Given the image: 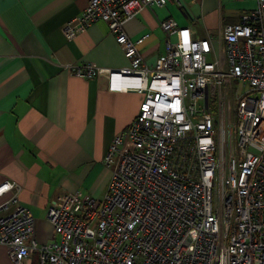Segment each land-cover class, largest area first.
<instances>
[{
    "label": "built area",
    "instance_id": "2783aa9c",
    "mask_svg": "<svg viewBox=\"0 0 264 264\" xmlns=\"http://www.w3.org/2000/svg\"><path fill=\"white\" fill-rule=\"evenodd\" d=\"M167 0H87L62 32L107 24L129 60L122 69L70 66L103 76L110 91H133L138 112L104 156L102 199L77 192L47 206L53 238L34 239L21 186L0 183V244L12 264H264V0L223 27L221 43L192 39L160 22L165 53L146 64L124 23ZM176 39H172V37Z\"/></svg>",
    "mask_w": 264,
    "mask_h": 264
},
{
    "label": "crops",
    "instance_id": "0c3cea01",
    "mask_svg": "<svg viewBox=\"0 0 264 264\" xmlns=\"http://www.w3.org/2000/svg\"><path fill=\"white\" fill-rule=\"evenodd\" d=\"M86 3L0 0V183L21 186L19 200L34 217L38 244L58 239L45 219L56 196L104 197L111 175L104 156L140 103L133 91L108 90L103 76L82 78L68 70L81 64L104 70L129 66L105 22L71 36L62 32ZM255 7L256 0H167L161 8L142 9L123 31L131 40L145 36L138 50L153 66L165 53L161 21L171 18L190 38H209L217 46L223 27ZM8 197L0 196V204ZM0 264H12L2 244ZM23 264H38L37 252Z\"/></svg>",
    "mask_w": 264,
    "mask_h": 264
},
{
    "label": "rangeland",
    "instance_id": "374dc122",
    "mask_svg": "<svg viewBox=\"0 0 264 264\" xmlns=\"http://www.w3.org/2000/svg\"><path fill=\"white\" fill-rule=\"evenodd\" d=\"M95 199H97V198H95Z\"/></svg>",
    "mask_w": 264,
    "mask_h": 264
}]
</instances>
